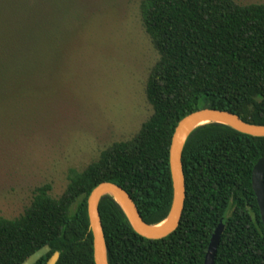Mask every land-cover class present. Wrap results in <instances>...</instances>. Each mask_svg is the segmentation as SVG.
I'll use <instances>...</instances> for the list:
<instances>
[{"label":"trees","instance_id":"obj_1","mask_svg":"<svg viewBox=\"0 0 264 264\" xmlns=\"http://www.w3.org/2000/svg\"><path fill=\"white\" fill-rule=\"evenodd\" d=\"M74 4L61 19L67 29L76 19ZM63 7L62 0H0L1 114L15 117L57 88L50 84L73 41L62 37L57 22ZM140 10L159 56L145 85L152 115L131 139L111 144L82 170L69 169L59 197L45 184L19 217H0V264H21L45 246L50 252L36 264L54 253L56 264H94L87 199L104 182L124 189L146 224L162 223L172 202L171 138L185 116L214 109L264 126V4L143 0ZM261 158L264 137L217 123L195 129L182 152L185 200L172 234L143 238L111 197L101 199L108 263L203 264L223 222L215 264H264V228L251 184Z\"/></svg>","mask_w":264,"mask_h":264},{"label":"rangeland","instance_id":"obj_2","mask_svg":"<svg viewBox=\"0 0 264 264\" xmlns=\"http://www.w3.org/2000/svg\"><path fill=\"white\" fill-rule=\"evenodd\" d=\"M62 1L57 22L62 37L73 41L67 43L69 59L50 84L57 88L15 117L0 113V217L5 219L23 213L35 188L49 184L51 195L59 197L69 169L82 170L111 144L131 139L152 115L145 85L159 56L142 27L143 0H74L71 29L61 26V19L75 9L72 0Z\"/></svg>","mask_w":264,"mask_h":264},{"label":"water","instance_id":"obj_3","mask_svg":"<svg viewBox=\"0 0 264 264\" xmlns=\"http://www.w3.org/2000/svg\"><path fill=\"white\" fill-rule=\"evenodd\" d=\"M205 124L195 126L199 122L205 121ZM217 123L228 126L237 132L253 137H264V126L244 122L238 115L221 110L202 109L193 112L179 121L171 138L169 148V165L172 181V202L169 213L165 220L158 224L161 228H155L158 225L146 224L130 195L121 187L104 182L96 186L87 199V217L89 221V230L92 234L93 260L94 264H109L107 261L106 245L104 242L103 228L99 214V203L105 196L111 197L119 206L126 217L133 231L139 236L149 240H160L172 234L178 227L183 211L185 200V180L182 165V152L185 143L190 134L200 126ZM252 190L255 194L260 219L264 228V159L261 158L255 164L252 170L251 178ZM224 229V223H220L215 229L203 264H215L217 248L220 243L221 235ZM50 252V248L45 246L21 264H36L41 258ZM58 253H54L47 264H56Z\"/></svg>","mask_w":264,"mask_h":264},{"label":"bare ground","instance_id":"obj_4","mask_svg":"<svg viewBox=\"0 0 264 264\" xmlns=\"http://www.w3.org/2000/svg\"><path fill=\"white\" fill-rule=\"evenodd\" d=\"M207 122V120H205V121H202V122H199L198 124H196L195 126H198V125H201V124H205ZM163 224H161V225H158L157 227H155L156 229L157 228H161V226H162Z\"/></svg>","mask_w":264,"mask_h":264}]
</instances>
